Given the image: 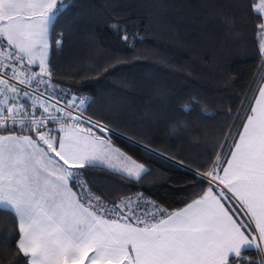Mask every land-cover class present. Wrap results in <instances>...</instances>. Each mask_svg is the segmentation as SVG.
<instances>
[{
    "label": "snow or ice",
    "instance_id": "obj_1",
    "mask_svg": "<svg viewBox=\"0 0 264 264\" xmlns=\"http://www.w3.org/2000/svg\"><path fill=\"white\" fill-rule=\"evenodd\" d=\"M70 6L0 0V205L17 219L27 264H241L242 250L264 252V87L235 117L221 154L199 165L208 170L164 157L191 173L198 198L177 211L149 212L131 197L107 207L84 178L107 160L114 129L87 114L86 98L49 65L50 25ZM254 10L264 14V0ZM253 39L264 54V19ZM115 151L126 161L119 174L140 179L145 164Z\"/></svg>",
    "mask_w": 264,
    "mask_h": 264
},
{
    "label": "trees",
    "instance_id": "obj_2",
    "mask_svg": "<svg viewBox=\"0 0 264 264\" xmlns=\"http://www.w3.org/2000/svg\"><path fill=\"white\" fill-rule=\"evenodd\" d=\"M65 3L71 6L50 25L53 79L86 96L87 114L114 129L112 147L146 166L138 180L102 166L89 167L84 179L106 206L140 193L169 211L185 207L200 189L164 157L208 170L199 165L215 161L237 114L254 103L264 82V54L253 39L264 19L257 0ZM18 238L15 215L0 208V264H27ZM262 258L258 249L245 250L241 264Z\"/></svg>",
    "mask_w": 264,
    "mask_h": 264
},
{
    "label": "rangeland",
    "instance_id": "obj_3",
    "mask_svg": "<svg viewBox=\"0 0 264 264\" xmlns=\"http://www.w3.org/2000/svg\"><path fill=\"white\" fill-rule=\"evenodd\" d=\"M112 148H113V147H112ZM111 151H112V152H110L109 150H105V153H106V156H107V160L104 161L102 164H103V166H104L105 168H107V169H109V170H111V171H113V170L109 167V165H113L114 168L117 170V171H113V172L119 174L118 170L121 169V168L124 166V164L126 163V161L120 156V153H118V152L115 151V148H113V150H111ZM114 155H115V156H114ZM125 157H126V156H125ZM134 179H135V178H134ZM127 196H130V195H126V196L120 198V199L117 200L115 203L121 201L122 199H126ZM0 206H2V205H0ZM258 251H259L260 254L262 255L263 252L260 251V250H258ZM262 259H263V258H262ZM263 263H264V259H263Z\"/></svg>",
    "mask_w": 264,
    "mask_h": 264
},
{
    "label": "built area",
    "instance_id": "obj_4",
    "mask_svg": "<svg viewBox=\"0 0 264 264\" xmlns=\"http://www.w3.org/2000/svg\"><path fill=\"white\" fill-rule=\"evenodd\" d=\"M82 96L86 98V96H84V95H82ZM137 196H141L142 200L136 201V197ZM129 197H131V199L133 201V204H135V203L145 204L147 206L149 212L155 211V208L153 207V205L157 206L156 203L154 201H152L151 199L147 198V197H143L140 193H136V194L127 196V198H129ZM126 199H122L121 201H124ZM121 201H119L117 203H120ZM107 207H111V205H109ZM158 207H160V206H158Z\"/></svg>",
    "mask_w": 264,
    "mask_h": 264
},
{
    "label": "crops",
    "instance_id": "obj_5",
    "mask_svg": "<svg viewBox=\"0 0 264 264\" xmlns=\"http://www.w3.org/2000/svg\"><path fill=\"white\" fill-rule=\"evenodd\" d=\"M259 2V0H257V3ZM260 14V13H259ZM260 15H262V16H264V14H260ZM261 87H264V82L262 83V85H261ZM260 87V88H261ZM258 95H259V91H258V94H257V96H256V98L258 97ZM255 102V101H254ZM254 104V103H253ZM105 150H109L110 152H112L111 150H113V148H111V149H105ZM115 156V155H114ZM100 166H102V167H104L103 166V164H101ZM142 174V173H141ZM0 208H5V209H8V210H10L11 212H12V210L11 209H9V208H7L6 206H0ZM177 211V210H176ZM14 214V213H13ZM18 240H19V238H18ZM17 247H18V241H17ZM251 249H256V248H246V249H244V250H242V251H245V250H251ZM29 260V257H27V261Z\"/></svg>",
    "mask_w": 264,
    "mask_h": 264
}]
</instances>
